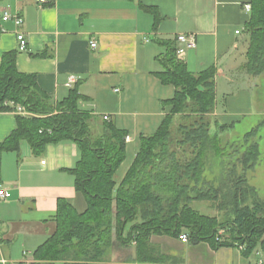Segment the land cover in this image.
Here are the masks:
<instances>
[{
	"label": "crops",
	"instance_id": "obj_1",
	"mask_svg": "<svg viewBox=\"0 0 264 264\" xmlns=\"http://www.w3.org/2000/svg\"><path fill=\"white\" fill-rule=\"evenodd\" d=\"M251 0H0V64L4 53L16 51L18 72L33 74L38 87L53 103L75 87L84 97L79 108L126 132L125 158L116 169L119 181L139 148L142 135L154 133L163 121L174 86L158 76L165 53L161 41L193 34L194 48L181 61L191 73L211 66L215 74L213 116L223 124L251 113V78L242 69ZM4 11L18 15L3 20ZM236 30H239L236 33ZM27 48L18 50L17 33ZM95 40V47L90 41ZM74 81L69 84V79ZM118 88V90H116ZM107 116L108 119H104ZM16 114L0 111V143L16 128ZM80 156L71 140L45 146L33 154L26 140L19 150L0 151V183L8 197L0 200V264H29L34 252L55 231L60 198L78 211L86 207L68 172ZM153 244L174 264H253L239 247L212 248L208 242H182L153 234ZM123 253L113 251L102 264H121Z\"/></svg>",
	"mask_w": 264,
	"mask_h": 264
},
{
	"label": "trees",
	"instance_id": "obj_2",
	"mask_svg": "<svg viewBox=\"0 0 264 264\" xmlns=\"http://www.w3.org/2000/svg\"><path fill=\"white\" fill-rule=\"evenodd\" d=\"M250 4L242 69L258 76L264 73V0ZM161 44L166 48L158 76L174 86V95L165 101L169 109L157 130L140 137L138 151L119 181L114 174L125 158L126 132L106 120L95 127L96 117L79 108L84 97L75 87L53 103L33 74L17 71L16 51L3 54L0 111L14 112L21 106L30 114L15 113L16 128L0 143V151H18L26 140L37 155L47 144L71 140L80 153L68 172L86 207L78 211L68 200L58 199L55 231L35 250L31 264H102L113 251L123 253L121 264L179 262L151 242L153 234L178 238L186 233L189 242L205 241L215 249L242 246L245 258L264 253V199L246 176L259 157V145L252 142L239 154L240 171L231 164L217 184L206 179L209 157L229 159L220 136L210 133L216 68L191 73L177 56L175 41ZM263 124L261 120L247 131L243 143ZM194 201L211 202L222 217L200 212L192 206Z\"/></svg>",
	"mask_w": 264,
	"mask_h": 264
},
{
	"label": "rangeland",
	"instance_id": "obj_3",
	"mask_svg": "<svg viewBox=\"0 0 264 264\" xmlns=\"http://www.w3.org/2000/svg\"><path fill=\"white\" fill-rule=\"evenodd\" d=\"M251 78V97H252V111L249 114L240 116L239 119L233 123V126L220 130L219 124L222 121L216 120L213 114L209 115L210 133H217L222 139V145L225 155L229 156L228 160L214 159L209 157L207 160L205 177L207 180H213L217 184L222 178L223 170L235 164L237 171H240L241 165L237 161L239 154L245 150L246 146L252 142H257L260 149V154L255 164L247 170L246 176L249 184L253 185L257 194L261 199H264V124L259 128L257 134L253 136L249 142L243 143V135L251 128L255 127L261 120H264V73L258 76H249ZM175 121V122H174ZM178 119L173 120L176 123ZM218 125H217V124ZM231 124V123H229ZM239 147L238 150H234ZM192 206L202 213L207 215H215L218 218L222 217V212L218 211L211 202L208 201H194ZM255 254L249 258L253 260Z\"/></svg>",
	"mask_w": 264,
	"mask_h": 264
},
{
	"label": "built area",
	"instance_id": "obj_4",
	"mask_svg": "<svg viewBox=\"0 0 264 264\" xmlns=\"http://www.w3.org/2000/svg\"><path fill=\"white\" fill-rule=\"evenodd\" d=\"M41 2H44L45 0H38ZM243 8L246 11H251V4L250 3H246L244 4ZM13 18L14 23L16 25H20L22 23V18L18 15H11L9 12L4 11L2 14V19L6 20L9 18ZM239 30H236V33H238ZM17 41H18V50L22 51L25 50L27 48V40L25 39V36L23 35V33L19 32L17 33ZM176 41L178 43L177 49H176V53L177 56L179 58H181V56L184 54L186 49H190V48H194L196 46V39L195 36L193 34H179L176 36ZM90 46L93 48L96 45L95 40H91L90 41ZM74 81V79L71 77L69 79V84H71ZM118 90V88L116 89ZM15 113L21 114V115H29L30 113L27 112L23 107L18 106L15 111ZM104 119H108L107 116H103ZM128 137L125 136V140H127ZM9 195L8 190L6 189V187L0 183V200H3L5 198H7ZM223 230H219V233H222ZM178 239L182 242H188V237L186 233H181L178 236ZM242 246H239V249H242ZM22 264H29L28 261H24L22 262ZM254 264H264V253L261 251H257L255 254V260H254Z\"/></svg>",
	"mask_w": 264,
	"mask_h": 264
}]
</instances>
